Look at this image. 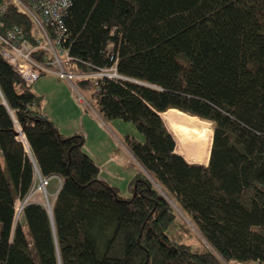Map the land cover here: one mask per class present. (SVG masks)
<instances>
[{
	"label": "trees",
	"instance_id": "1",
	"mask_svg": "<svg viewBox=\"0 0 264 264\" xmlns=\"http://www.w3.org/2000/svg\"><path fill=\"white\" fill-rule=\"evenodd\" d=\"M7 22L35 30L15 8ZM66 24L75 73L121 76L75 85L105 121L135 123L145 139L127 147L201 237L148 174L130 195L102 178L0 47V264H264V0H74ZM170 109L213 123L209 165L177 152ZM38 173L53 214L36 193L18 217Z\"/></svg>",
	"mask_w": 264,
	"mask_h": 264
},
{
	"label": "built area",
	"instance_id": "2",
	"mask_svg": "<svg viewBox=\"0 0 264 264\" xmlns=\"http://www.w3.org/2000/svg\"><path fill=\"white\" fill-rule=\"evenodd\" d=\"M73 4L74 0H0L1 54L24 77L28 85L46 72H55L72 82L86 77H121L117 71V62L93 74H77L72 70L73 57L68 46L66 16ZM11 8L29 16L35 30L27 33L21 25L9 24L7 16ZM38 51L48 54L45 62L36 59ZM54 67L58 69H53ZM83 98L85 99L84 96ZM38 177V185L21 202L18 217L33 195L38 192L47 194L50 177H44L41 173H38ZM244 264L260 263L251 261Z\"/></svg>",
	"mask_w": 264,
	"mask_h": 264
},
{
	"label": "rangeland",
	"instance_id": "3",
	"mask_svg": "<svg viewBox=\"0 0 264 264\" xmlns=\"http://www.w3.org/2000/svg\"><path fill=\"white\" fill-rule=\"evenodd\" d=\"M53 69L57 70L58 68L54 67ZM32 89L38 94L44 95L42 110L51 113L55 117V121L61 123L65 131L69 133L83 132L86 136L87 148L97 153L96 155L103 157L102 159L107 158L112 161V163L103 166L104 175H107L112 181H116L123 194L130 195V181L127 180L128 178L124 180L122 176L128 175L131 179L138 165L125 149V135L134 132L140 136V139H145L144 134L141 133L135 123L119 118L105 121L96 111L93 93L79 89L74 85V82L67 78H61L55 72L41 74L33 83ZM165 121L171 129L166 119ZM206 122L207 127L213 130V123ZM178 148H181L180 144ZM55 184L56 182L53 183V190ZM49 196L52 197L47 191V194L44 192L37 193L34 198L43 199L47 206L53 207V200ZM178 211L191 225L196 236L201 237L192 220L181 209ZM20 220H17V223ZM192 242L198 243V240L194 238ZM230 264H236V262Z\"/></svg>",
	"mask_w": 264,
	"mask_h": 264
},
{
	"label": "bare ground",
	"instance_id": "4",
	"mask_svg": "<svg viewBox=\"0 0 264 264\" xmlns=\"http://www.w3.org/2000/svg\"><path fill=\"white\" fill-rule=\"evenodd\" d=\"M163 115L177 136L182 152H186V156L191 160L208 162L214 130L207 127V122L178 109H171Z\"/></svg>",
	"mask_w": 264,
	"mask_h": 264
},
{
	"label": "crops",
	"instance_id": "5",
	"mask_svg": "<svg viewBox=\"0 0 264 264\" xmlns=\"http://www.w3.org/2000/svg\"><path fill=\"white\" fill-rule=\"evenodd\" d=\"M50 118H52L54 121L56 120L55 119V117L51 114V113H47V112H45ZM101 117V116H100ZM102 118V117H101ZM103 119V118H102ZM104 121V120H103ZM55 123L60 127V129L64 132V133H66V134H71V133H69V132H67V131H65L64 129H63V126L61 125V123H57L56 121H55ZM126 135H128V134H126ZM125 135V136H126ZM133 135H136V136H138V137H140L138 134H136V133H134L133 132ZM177 142H178V146H177V152L178 153H180L181 155H183L186 159H187V161L189 162V163H194V164H205V165H209V161L208 162H204V161H199L198 159H189L187 156H186V154L185 153H183L182 152V147L179 149L178 147H179V140L177 139ZM124 146H125V149H127V152L129 153V155H131L132 157H133V159L135 160V162L137 163V170L135 171V174L131 177V179H130V176L128 177V175H126V176H122V178L124 179V180H126L127 178V180H129L130 181V183H131V181H132V179L134 178V176L137 174V173H139V172H144V173H146L145 171H144V169H143V167L141 166V164L139 163V161L135 158V156L132 154V152L129 150V148L127 147V145H126V143L124 144ZM181 146V145H180ZM85 148H86V150L97 160V162L99 163V165L101 166V177L102 178H104V179H106V180H108L109 182H111V183H113V184H115V185H117V186H120L118 183H116V181H112V179H110L107 175H104V168H103V166L104 165H108V164H110V163H112V161L111 160H109V159H107V158H105V159H102L103 157H100L99 155H96L97 153H95L94 151H92L90 148L88 149L87 148V144H86V146H85ZM101 158V159H100ZM99 160H101V161H99ZM198 160V161H197ZM106 167V166H105ZM129 183V184H130ZM56 198V197H55Z\"/></svg>",
	"mask_w": 264,
	"mask_h": 264
},
{
	"label": "water",
	"instance_id": "6",
	"mask_svg": "<svg viewBox=\"0 0 264 264\" xmlns=\"http://www.w3.org/2000/svg\"><path fill=\"white\" fill-rule=\"evenodd\" d=\"M18 133L20 135H23V132L22 131H18ZM136 158V157H135ZM137 159V158H136ZM138 160V159H137ZM139 161V160H138ZM140 163V161H139ZM141 164V163H140ZM191 164H194V163H191ZM194 165H205V164H194ZM141 166L143 167L144 171L146 172V174H148L152 180L155 182V184L166 194V192L162 189V187L158 184V182H156V180L152 177V175L146 170V168L141 164ZM207 166V165H205ZM167 197L172 201L173 205L177 208V210H180L179 207L176 205V203H174V201L168 196V194H166ZM49 211L51 214H53V209L51 207H49Z\"/></svg>",
	"mask_w": 264,
	"mask_h": 264
}]
</instances>
